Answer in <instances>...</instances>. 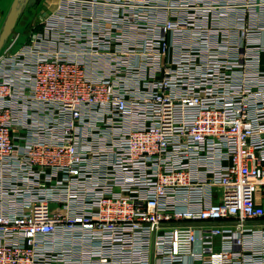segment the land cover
Instances as JSON below:
<instances>
[{"label":"built area","instance_id":"built-area-1","mask_svg":"<svg viewBox=\"0 0 264 264\" xmlns=\"http://www.w3.org/2000/svg\"><path fill=\"white\" fill-rule=\"evenodd\" d=\"M53 1L0 53V264H264V0Z\"/></svg>","mask_w":264,"mask_h":264},{"label":"rangeland","instance_id":"rangeland-1","mask_svg":"<svg viewBox=\"0 0 264 264\" xmlns=\"http://www.w3.org/2000/svg\"><path fill=\"white\" fill-rule=\"evenodd\" d=\"M14 1L15 0L0 1V8L4 10L3 12L5 14L3 17L1 15L2 12L0 10V34L2 32L5 21L11 11V7ZM56 7H57V3L54 2L53 0H37V3L31 7L24 5L22 14L19 18L18 24L13 32L12 37H17L21 35L19 42L21 43L24 36L26 37V35L30 33V31L34 26H36L35 28L42 30L44 27L42 22L46 20L44 17L47 18L48 16H50L52 14L51 10H53ZM24 40L25 39H23V41Z\"/></svg>","mask_w":264,"mask_h":264},{"label":"water","instance_id":"water-1","mask_svg":"<svg viewBox=\"0 0 264 264\" xmlns=\"http://www.w3.org/2000/svg\"><path fill=\"white\" fill-rule=\"evenodd\" d=\"M37 0H15L0 34V53L11 39L23 11V6H33Z\"/></svg>","mask_w":264,"mask_h":264},{"label":"crops","instance_id":"crops-1","mask_svg":"<svg viewBox=\"0 0 264 264\" xmlns=\"http://www.w3.org/2000/svg\"><path fill=\"white\" fill-rule=\"evenodd\" d=\"M0 1H1V0H0ZM0 10H1V12H2L1 15L4 17V15H5L4 12H3L4 10H3L2 8H0Z\"/></svg>","mask_w":264,"mask_h":264}]
</instances>
